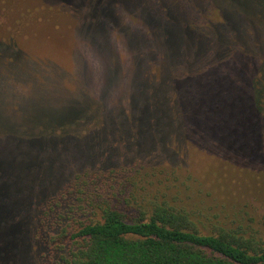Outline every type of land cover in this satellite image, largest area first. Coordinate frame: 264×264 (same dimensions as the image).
<instances>
[{"label": "trees", "instance_id": "obj_1", "mask_svg": "<svg viewBox=\"0 0 264 264\" xmlns=\"http://www.w3.org/2000/svg\"><path fill=\"white\" fill-rule=\"evenodd\" d=\"M72 1L0 7L128 32L138 79L51 136L2 133L26 162L0 168V264H264V233L231 218L264 194V0Z\"/></svg>", "mask_w": 264, "mask_h": 264}, {"label": "rangeland", "instance_id": "obj_2", "mask_svg": "<svg viewBox=\"0 0 264 264\" xmlns=\"http://www.w3.org/2000/svg\"><path fill=\"white\" fill-rule=\"evenodd\" d=\"M55 1L47 0V5L58 6L64 0ZM68 10L55 8L38 15L41 21L30 20L32 23L23 27L6 18L7 11L0 7V42L10 46L0 57V119L5 120L0 125V168H15L26 162L15 154L2 133L31 139L51 136L43 128L73 120L87 107L99 114L109 104V97L115 95L121 101L138 79L137 64L127 60L128 47L119 40L129 37L128 32H115L119 39L108 36L110 30L82 23L83 10ZM141 15L150 21L146 13ZM86 17L90 18L87 13ZM111 55H116L115 63ZM120 67L125 72L130 68L132 78L126 83ZM27 173L33 175L30 170ZM4 185L0 181V187ZM231 214L238 221L236 225L243 223L264 233V194L240 199Z\"/></svg>", "mask_w": 264, "mask_h": 264}]
</instances>
